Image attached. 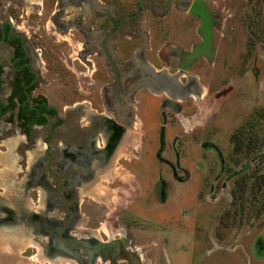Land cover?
I'll return each mask as SVG.
<instances>
[{"label": "rangeland", "instance_id": "374dc122", "mask_svg": "<svg viewBox=\"0 0 264 264\" xmlns=\"http://www.w3.org/2000/svg\"><path fill=\"white\" fill-rule=\"evenodd\" d=\"M90 1L88 13L84 0H0V21L11 19L26 37L41 74L40 90L57 110L31 136L20 120L9 118L11 113L0 118L13 121H0V170L26 183L38 211L44 195L38 177L43 173L50 187L48 208L67 223L63 201L67 205L65 192L73 186L61 184L67 182L63 178H74L68 176L74 171L58 166L61 146L82 145L96 136L103 147L104 121L116 116L104 105V99L110 103L113 97L106 88L114 83L113 74L103 54L88 48L79 28L104 31L108 17L112 20L106 28H119L122 15L136 13L141 0ZM174 1L144 0V12L126 20L122 37L113 43L120 53L115 61L121 65L120 76L127 75L135 49H148L152 41L148 69L141 63L143 70L135 75L156 83L161 81L156 73L163 71L183 81L196 77L200 97L191 94L183 100L179 91L174 101L159 90L141 89L132 105L135 123L123 130L125 138L111 166L93 184L74 187L79 191L78 216L69 235L119 248V239L125 240L141 264H264V0H202L201 9L210 12L207 27L191 8L195 0ZM171 7L168 23L164 16ZM71 18L79 26H71ZM197 26L212 38V58L195 52L186 64L172 59L173 47L183 48L174 37ZM130 28H141L142 37L124 36ZM192 37H186L191 41L183 45L187 50L203 40ZM10 56L9 47L0 45L4 88L10 82ZM38 153L41 172L30 169ZM9 244L3 253L10 259H0V264H79L71 256L45 255L39 242L25 236ZM112 262L99 258L96 264ZM125 262L122 258L115 264Z\"/></svg>", "mask_w": 264, "mask_h": 264}, {"label": "flooded vegetation", "instance_id": "af4514ba", "mask_svg": "<svg viewBox=\"0 0 264 264\" xmlns=\"http://www.w3.org/2000/svg\"><path fill=\"white\" fill-rule=\"evenodd\" d=\"M65 1L72 2L73 0ZM84 1V4L88 6L87 12L89 13V10H91V1ZM201 1L202 0H195L192 4V8L200 13L205 26H209L207 17L209 11L207 12L201 9ZM171 2L175 1L171 0ZM139 6L140 8L136 13L122 15L119 20V28H106L107 22L112 20L111 17L104 19V31L95 33V26H93V28H79L88 48L103 54L106 60V68L109 74H113L114 83L106 86L110 92L112 91L113 97L109 99L110 103L107 99H104V105L105 107L113 108L112 110L115 111L116 116L114 119L108 117L107 120L104 121L105 127L103 128L102 134H104L103 139L105 140V145L103 147L99 145L96 136L88 137L85 142L81 143L82 145L64 144L61 146V159L58 166L61 167L64 172L68 171L70 167H72L74 171L70 172V175H68L74 178H63V180L67 179V182L61 184L62 186H66L67 189L73 186L72 191L65 192V199L68 198L67 201L70 202V205L69 202L67 205L64 203L66 200L63 201V209L64 207L68 209L67 216L70 218V223H67L66 219L60 218L61 221L55 218L51 211L52 208H48V192L50 187L43 173H40V177H38V181L41 183V188L44 191L43 202L41 200L40 204L42 210L38 211L33 207L31 200H29V194L27 192L29 187L26 183L17 182L14 177L10 176L8 170H0V188H6L4 192H0V259H10V256H7L8 253H3L5 252V245L11 248L9 242L14 241L16 237L24 238L25 236V238L27 237L33 242H39L44 254L47 256L50 255L54 259L59 258V256L61 258L64 256H71L75 258L79 264H96V261L102 258L104 261H106V259H112V264H115L116 261L124 258L126 264H141L137 255L127 250L125 240L119 239V248L117 243L110 242L107 245V242L104 243L94 239L88 242L86 239H79L69 235V231H71L73 227L72 222L76 219L75 217L78 216L77 196L79 191L74 187L80 186L79 188H85L87 184H93L97 176L104 174L107 168L111 166L113 153L120 142L125 138L123 130L126 129L125 127L128 126L127 124L131 126L135 123L136 113L132 105L137 101L136 96L140 93L141 89L159 90L162 94L164 93L171 96L174 101H176V97L180 92H184L183 100L191 96V94L199 93L197 95L198 97H200L201 94V85L197 83L196 77H188L186 82L182 83V81L178 79V76H176L177 74L163 71L155 72L157 74L156 76L161 78V83H156L152 78H150V80H140L135 74L136 72L140 73V69H142L141 63H146V69H148L147 61L144 62L143 60L142 62H134L133 59L132 61L130 60L131 63H128L131 67L130 70L127 71V75L123 74L120 76L121 65L118 64V60L115 61V59L120 56V53L113 50V48L111 49L110 46L117 41V38L119 39V37H122L121 27H123L124 22L126 20L128 21L129 18H137L144 12V0L140 1ZM171 9L172 7L168 9L167 13ZM69 21L71 26L74 24L79 26L78 20L71 18ZM15 28L11 19L0 21V45H7L11 51L9 63L10 82L8 88H4L2 85L6 68L0 60V118L11 113L9 118L13 119V121L16 119L20 120L23 123L22 125L26 128V133L31 136L34 129H40L46 126L49 122V116L56 115L57 113L52 114L48 111L49 107L52 106L48 105L47 96L40 90L42 81L40 80L41 74L39 69L34 64L35 55L31 51L24 34L17 31ZM141 34V28H132L131 33L124 36L130 39H136L139 35L142 37ZM205 37L210 38L209 33H204V38ZM208 43H210V41H207V44ZM209 46V48L212 49L211 44H209ZM210 49L206 50V53L210 56L209 59L212 58ZM150 73L152 72L150 71ZM159 78L158 80H160ZM176 81L179 83H176ZM178 84L183 87H178L179 90L177 92L173 85ZM196 88L198 90H196ZM139 111H142V109L140 108ZM117 119H119V121ZM13 121L6 122L11 123ZM59 121L61 123L65 122L63 118ZM6 122L1 121L3 125ZM38 155L39 153L35 155L37 156L36 158H31L30 169L32 171L35 170L38 172L39 170V172H41L40 169L42 166L40 167V165H42V163ZM2 157H5V155ZM6 168L9 167L6 166ZM9 177H11L12 181L9 180ZM58 229L61 230V232H57ZM57 236H61V239L57 238L58 240L55 241ZM46 238L47 242L43 241V239L46 240ZM94 238L96 237L94 236ZM48 239L51 241L48 242ZM65 240L68 242H65ZM57 241H59L58 244ZM13 250L15 251L16 249ZM13 250L8 249L9 252Z\"/></svg>", "mask_w": 264, "mask_h": 264}, {"label": "crops", "instance_id": "0c3cea01", "mask_svg": "<svg viewBox=\"0 0 264 264\" xmlns=\"http://www.w3.org/2000/svg\"><path fill=\"white\" fill-rule=\"evenodd\" d=\"M169 12L164 16V19H166L165 21H167L168 23H170V21H171V19L173 17ZM203 23L204 22H202V24ZM188 29H190V31L187 33ZM188 29H187V31H184L182 33V35L181 34H177L176 35L177 37H174L175 38V42H177L178 45L182 44L181 46L183 48H179L178 46H176V47L174 46L173 49H175V50H174V55L172 56V59H174L176 57L177 58L179 57L180 58V62H183L185 64H186L187 60H191L192 59L193 54L195 52L197 53V55H200V56L202 55V53H205L207 55L206 50H209V47H210L209 44H207V42H205L206 39L204 38V35H203L202 31H201V28H199V26H197L196 28H192V29L188 28ZM149 31H150V33L149 32L148 33L150 34V36L152 38V35H154V30L150 29ZM190 34H192L193 37L196 38V39H198L199 37H202L203 40L201 41V39H199L194 44L191 43L190 49L187 50V49H185L184 46H186V44H189L191 42V41L189 42V40L186 39L187 35L189 36ZM153 43L154 42L150 41V45H149L148 49L147 48L142 49V47L141 48H136L135 51L133 52V54L131 56L132 58H130V60L132 61V59H133L134 62H141V60H143L144 62H146V59H147L149 61L150 60L149 58L151 57L149 55H152L151 54V50L153 49ZM112 46H113V44L110 46L111 49H112ZM146 49H147V51L145 52L144 50H146ZM191 49H192V52H190ZM113 50L118 51V47H116L115 49L113 48ZM176 51H180V52H178V54H177ZM179 79L182 81V83L186 82V81H183L180 77H179ZM136 100H139V96L138 95L136 96Z\"/></svg>", "mask_w": 264, "mask_h": 264}, {"label": "water", "instance_id": "95a60500", "mask_svg": "<svg viewBox=\"0 0 264 264\" xmlns=\"http://www.w3.org/2000/svg\"><path fill=\"white\" fill-rule=\"evenodd\" d=\"M193 7V5L191 6V8ZM193 9V8H192ZM200 14V13H199ZM202 17V16H201ZM205 42H207L208 40L210 41V43H211V46H212V38H211V36H210V38H206L205 37ZM176 83H179L178 81H176ZM174 86V88H175V90H179V88H182L183 86H181L180 84H178V85H173ZM179 87V88H178ZM196 90H198L197 88H196ZM192 92H193V90H192ZM196 94V93H195Z\"/></svg>", "mask_w": 264, "mask_h": 264}, {"label": "trees", "instance_id": "16d2710c", "mask_svg": "<svg viewBox=\"0 0 264 264\" xmlns=\"http://www.w3.org/2000/svg\"><path fill=\"white\" fill-rule=\"evenodd\" d=\"M48 111L52 114H56L57 110L54 107H49ZM25 115V114H24ZM48 120V119H47Z\"/></svg>", "mask_w": 264, "mask_h": 264}, {"label": "bare ground", "instance_id": "6f19581e", "mask_svg": "<svg viewBox=\"0 0 264 264\" xmlns=\"http://www.w3.org/2000/svg\"><path fill=\"white\" fill-rule=\"evenodd\" d=\"M181 196V195H180Z\"/></svg>", "mask_w": 264, "mask_h": 264}]
</instances>
